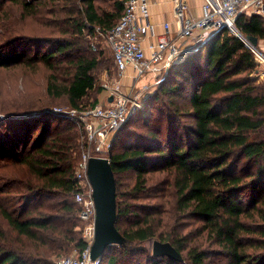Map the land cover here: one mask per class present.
Instances as JSON below:
<instances>
[{
  "label": "trees",
  "instance_id": "obj_1",
  "mask_svg": "<svg viewBox=\"0 0 264 264\" xmlns=\"http://www.w3.org/2000/svg\"><path fill=\"white\" fill-rule=\"evenodd\" d=\"M126 1L0 0V68L44 65L51 72L46 94L87 108L104 54L91 52L90 37L106 35ZM60 8L63 17L56 14ZM32 18L41 33L26 31ZM236 27L245 37L264 38L260 15L242 13ZM258 66L243 38L224 28L167 68L146 101L150 111L140 128L130 127L132 115L111 143L116 226L126 240L107 247L100 264H118L117 246L131 258L137 243L154 238L171 242L182 261L152 252L134 264H213L215 257L222 264H264V86L254 76ZM31 95L0 103L1 111L31 113L1 122L8 132L0 134V264H56L57 257L88 245L74 200L82 190L75 175L80 129L69 124L66 131L52 130L49 121L57 119L47 113L54 112L33 115ZM123 136L134 139L127 143ZM129 171L135 179L125 186L121 177ZM127 218L130 224L121 228Z\"/></svg>",
  "mask_w": 264,
  "mask_h": 264
},
{
  "label": "built area",
  "instance_id": "obj_2",
  "mask_svg": "<svg viewBox=\"0 0 264 264\" xmlns=\"http://www.w3.org/2000/svg\"><path fill=\"white\" fill-rule=\"evenodd\" d=\"M173 1L174 15L179 23L178 32L174 38L151 42L149 54L146 53L143 40L147 36L156 35V24L140 15L141 11H147L146 0H127L123 15L106 35H102L112 50L117 75L109 77L108 72L103 73V100L86 110V114L93 120L84 125L86 133L81 143L83 150L75 168V175L82 190L74 194V200L80 206L81 221L87 223L83 237L88 245L82 251L57 257L56 264H100V258L94 260L90 257L95 236L96 208L87 168L92 156L110 159V138L127 121L130 111L139 107L138 97L132 96L133 88L124 91L122 79L126 73L131 71L133 78L138 80L160 64L168 67L183 56L184 52L180 45L183 39L195 37L197 44L208 39L223 26L237 34L239 30L236 27V20L242 13L257 14L264 18V0H203L198 17L190 13L187 0ZM163 27L168 30L170 23L165 22ZM244 41L253 51L258 63L264 65V53L250 42ZM55 110L62 111L59 108Z\"/></svg>",
  "mask_w": 264,
  "mask_h": 264
},
{
  "label": "rangeland",
  "instance_id": "obj_3",
  "mask_svg": "<svg viewBox=\"0 0 264 264\" xmlns=\"http://www.w3.org/2000/svg\"><path fill=\"white\" fill-rule=\"evenodd\" d=\"M63 9L60 8L56 11V14L59 17L65 16V10ZM36 19L37 18L28 19L25 22L26 31L30 33L42 32L43 29L40 28V23L36 22ZM90 40L92 44L95 43V45L97 46L96 48H94V45H92L91 52L98 53L97 51L99 49H103L104 54L102 56H99V58L102 59V62L99 68L95 70L97 72V86H96L97 91L93 90L89 94L88 98L85 99L84 102L87 108L83 110L74 109L71 108L70 105H68L67 102L62 100L61 98L48 96L46 94V86H47L48 76L50 75L51 72L44 65H41L35 69H30L25 67L0 68V97L5 99V100L0 99V103H10L13 97H15L16 95H21L23 92L27 94H33L35 96L31 95L28 101V103L33 105V107H31L33 110L31 112L33 113V115L37 116L40 115L41 113H44L45 110L51 109V111L54 113H47V112L46 113L54 115L55 118L57 119V120L49 121L51 123L52 130L56 129L55 127H59V128H63V130L66 131L67 128L66 126L69 124H73L74 125L73 131L80 129L79 134L81 135L79 141L82 143V141L85 139V133H86L84 125L85 123L93 120V118H91L89 115L86 114V110L95 106V105L90 106L92 103L91 102L92 99L94 100V98L97 97L98 98L97 103H99L100 101L103 100L104 97V91L102 88L103 73L108 72L107 75L109 77H114L117 75L116 68L112 59V50L106 39L103 36H98V37H90ZM195 41H196L195 37L188 38L187 43L188 44L190 43V46L187 49L182 48V51L184 52L183 56L186 54L187 51L193 49L198 43L202 42L199 41L197 44H195ZM12 49L13 47L7 48L5 52H3V54L6 55V57L10 56L12 54ZM168 67H163V64H160L156 66L155 69L150 70L144 76L140 77L138 80L133 78L131 71H128L124 76V78L122 79L124 84V91H129L133 88L132 96L138 97V102H139V107L131 110L129 113V117L134 115L132 117L133 121L131 122L130 127L132 128L136 127L138 129L140 128L139 124H142L143 119H146L145 117L150 111V106H149L150 104H147L146 101L155 93L160 83L165 80L164 78L168 71L167 70ZM254 76H256L257 82L261 83L264 86L263 64H259L258 70L256 71V73H254ZM58 108L61 109L62 111L55 110ZM154 110L158 112V108H154ZM0 113L2 116H4L2 119H0V124H1L0 134L2 135L8 132L7 128H5V125L1 123L4 121V119L28 116L31 114L30 112H26L22 115L20 114L14 115L13 111L6 112L1 110ZM261 113L264 115V108L261 110ZM260 133L262 135L264 134V127L260 131ZM116 135L117 132L114 135H112V137L110 138V143L113 142V139L114 137H116ZM123 137H124L123 139H125L127 143H129V140L133 141L134 139L131 136H128V138H126V136ZM109 156H111V152H109ZM134 179H135L134 171L126 172V174L123 177H121V180L125 183V186L128 184H132L134 182ZM131 220L132 218L122 219L120 222L121 228H126L130 224ZM86 224L87 223L85 221L80 220V227L82 228L81 231L82 237L84 234V227ZM154 239L139 244L137 243L135 247V252H133L134 254L131 256V258L130 256L124 257L123 253L119 250V247L117 246L116 249L114 250H116L115 252L117 253L118 264H134L135 262H138L141 258L142 259L145 258L147 254L149 253L152 254V245ZM138 249H142V250L138 252ZM213 260H214L213 262H215L213 264H222L219 261L220 257H215Z\"/></svg>",
  "mask_w": 264,
  "mask_h": 264
},
{
  "label": "water",
  "instance_id": "obj_4",
  "mask_svg": "<svg viewBox=\"0 0 264 264\" xmlns=\"http://www.w3.org/2000/svg\"><path fill=\"white\" fill-rule=\"evenodd\" d=\"M224 28L225 26L221 29ZM237 35L242 36L244 40L250 42L253 46H258V37H245L239 31ZM87 175L93 190L92 196L96 208L95 236L90 250V257L95 260L102 256L107 247L122 244L126 238L116 226L117 186L110 159L101 156L90 157ZM152 252L155 256H168L171 259L180 261L183 259L182 255L169 241L154 239Z\"/></svg>",
  "mask_w": 264,
  "mask_h": 264
},
{
  "label": "crops",
  "instance_id": "obj_5",
  "mask_svg": "<svg viewBox=\"0 0 264 264\" xmlns=\"http://www.w3.org/2000/svg\"><path fill=\"white\" fill-rule=\"evenodd\" d=\"M190 8V13L194 17H198L201 12V5L203 0H187ZM148 6L147 11L140 13V15L153 23L156 24V35L147 36L143 40V46L146 49V53L150 52V43L158 42L159 40H165L166 38H174L179 29V23L177 22L174 15V1L173 0H146ZM165 22L170 23L169 29H165L163 24ZM180 41V40H179ZM188 39L180 41L182 48H188L190 43H187ZM187 44V45H186ZM186 45V46H185ZM259 49L264 52V38L258 41Z\"/></svg>",
  "mask_w": 264,
  "mask_h": 264
}]
</instances>
